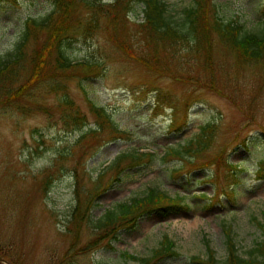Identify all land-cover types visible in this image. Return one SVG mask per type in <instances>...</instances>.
Instances as JSON below:
<instances>
[{"label": "rangeland", "instance_id": "rangeland-1", "mask_svg": "<svg viewBox=\"0 0 264 264\" xmlns=\"http://www.w3.org/2000/svg\"><path fill=\"white\" fill-rule=\"evenodd\" d=\"M164 1L178 20L193 4ZM215 2L225 20L251 32L264 28V0ZM51 7L50 0H0V58L14 51L26 19ZM143 8L136 4L126 25L129 43L142 55ZM99 24L87 36L73 34L66 45L74 62L92 68L56 70L51 58L36 70L29 60L17 70L9 97L0 86L1 239L17 243L25 264H135L122 252L151 256L168 236L178 253L158 264H203L194 257L213 251L226 259V224L249 257L264 238V65L238 63L216 41L210 66L203 54L172 56L159 46V63L168 59L169 73L162 75L108 37L113 29L105 27L106 18ZM45 38L29 53L41 50ZM95 105L121 134L112 133ZM208 123L215 126L208 149L192 157L165 155ZM132 151L154 155L116 167L117 156ZM151 188L184 200L151 209L116 236L104 238L88 223Z\"/></svg>", "mask_w": 264, "mask_h": 264}, {"label": "trees", "instance_id": "trees-1", "mask_svg": "<svg viewBox=\"0 0 264 264\" xmlns=\"http://www.w3.org/2000/svg\"><path fill=\"white\" fill-rule=\"evenodd\" d=\"M52 7L43 15L29 16L24 24L19 41L14 51L5 58H0V86L10 93V86L16 82L17 70L22 62L31 60L37 70L42 63L46 64L53 58L56 70H71L77 66L92 68L93 64L87 62H74L66 51L67 41L75 33L87 36L99 28L101 18H106V26L112 28L108 37L116 40L125 54L162 75L169 73L168 59L160 64L157 56V47H163L171 51V55L182 53L187 56L195 54L204 55L207 66L212 63V48L216 41L221 46L233 53L238 63L243 65H264V28L259 32H251L242 24L231 20H225L217 11L215 0H193V4L184 10V16L178 20L174 18L168 4L164 0H50ZM141 3L142 21L138 23L140 33L144 35L147 45V53L138 54L133 47L126 30L130 13L135 11V5ZM46 36L41 50L29 53L33 42H39L41 36ZM116 35L120 39H116ZM154 51L151 56L148 52ZM54 52V53H52ZM202 52V53H201ZM176 56V55H175ZM200 56V55H199ZM156 61V62H153ZM18 92V91H17ZM67 99V98H66ZM67 104L68 100H67ZM94 106V104H93ZM97 108L101 116H105V122L110 123L114 134H121V130L114 124L110 116L104 113L102 108ZM104 113V114H103ZM104 122V123H105ZM105 125V124H104ZM109 126V127H110ZM213 124L200 126L196 137L182 144L180 147H172L166 152V156L186 157L194 156L213 143L215 132ZM97 131V130H93ZM153 152L132 151L117 156L116 167L124 160H130V164L139 163L144 157L152 158ZM232 169L237 165L229 164ZM183 196H171L165 191L155 188L149 189L144 196L133 197L127 201L118 202L107 208L99 218H90L88 223L94 231L107 235H115L120 228L131 226L144 213L151 209H167L181 204ZM78 212V210H77ZM75 211V213L77 214ZM74 213V215H75ZM263 221L260 225L264 232ZM227 238L228 254L225 260L216 258L214 252L208 253L207 258L199 259L203 264H264V238L258 245L251 249L250 256H243L232 237L230 226H223ZM114 236V237H115ZM175 243L168 236L161 241V245L154 249L148 257L138 256L130 252H122V256L135 264H158L162 260L176 256ZM22 251L14 240L9 242L1 239L0 233V257L9 264H25L21 259ZM54 261V260H53ZM52 261V262H53ZM0 264H4L0 260ZM55 264H61L60 261Z\"/></svg>", "mask_w": 264, "mask_h": 264}, {"label": "water", "instance_id": "water-1", "mask_svg": "<svg viewBox=\"0 0 264 264\" xmlns=\"http://www.w3.org/2000/svg\"><path fill=\"white\" fill-rule=\"evenodd\" d=\"M0 259L5 262L6 264H9L6 260H4L3 258L0 257Z\"/></svg>", "mask_w": 264, "mask_h": 264}]
</instances>
